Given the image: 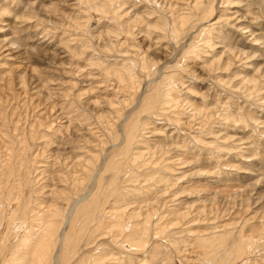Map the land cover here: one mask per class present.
I'll return each instance as SVG.
<instances>
[{
    "label": "rangeland",
    "instance_id": "374dc122",
    "mask_svg": "<svg viewBox=\"0 0 264 264\" xmlns=\"http://www.w3.org/2000/svg\"><path fill=\"white\" fill-rule=\"evenodd\" d=\"M4 194L54 264H264V0H0Z\"/></svg>",
    "mask_w": 264,
    "mask_h": 264
},
{
    "label": "bare ground",
    "instance_id": "6f19581e",
    "mask_svg": "<svg viewBox=\"0 0 264 264\" xmlns=\"http://www.w3.org/2000/svg\"><path fill=\"white\" fill-rule=\"evenodd\" d=\"M187 19L188 18L185 15L184 16L181 15L177 19V24H179V26L181 25V27L179 28L180 30H183V26L187 21ZM176 28H177L176 25L175 26L174 24L171 25L172 31L173 30L175 31ZM127 75L128 76L130 75L129 77L132 78V75L129 72H127ZM118 76L121 79V74H118ZM162 92L163 91H160V95L159 92H157L155 93L156 95L154 97H151L150 100H145L144 102L145 108L151 110L155 106V104H157L160 96L164 97L165 101L163 102H169L170 100H173L172 98H170V94L168 92H164V93ZM128 136L130 137L131 134L129 133ZM10 199L11 198L8 194H4L3 197H0V224L2 220L6 219L4 225V232L3 233L0 232V251L2 250V252H4L3 256H1L2 258L0 259V264H54L55 261L57 260L56 259L57 256L54 257V262H51V258H53L51 254L53 248L55 247V244L59 241V243H61V246L63 247V240L62 241L60 239L57 240V236H56L57 224L55 223V221L53 219H44L41 215L38 216V218H34L33 214L31 215L32 217H29L28 215H26L25 217V214L29 213V208H28L29 205L25 204L24 201L17 203L20 204L19 208L22 209L21 213H11L9 216H6L5 212L7 210L5 211V208L10 205V204L8 205ZM95 221L96 223H99L97 224V227L98 225L101 228L109 227L108 223L106 222V216L104 214H100L98 215V217H95ZM21 223L23 225H22V230L20 232H18L17 230L16 231L13 230V228H16V226L20 225ZM115 225H119L118 229L122 232L124 238L125 236H131V235L134 236L135 234H138L140 236V240H139L140 242L136 241V244L139 245V243H141L142 240L146 239L145 238L146 236L141 235V233L144 232V229L147 228V226L149 225V220H148V216L144 218L142 225L143 226L142 229L144 228L143 230L139 229L140 227H137L135 224L134 226L126 225V224L122 225L121 223H116ZM19 227L21 226H17V228ZM115 228H116L115 226H112V229L114 231ZM112 229L108 228L109 231ZM10 236H14V237L9 238ZM66 249L67 250L65 251V256L67 257L70 256L73 251H71L72 248L71 249L66 248ZM1 254L2 253H0V255Z\"/></svg>",
    "mask_w": 264,
    "mask_h": 264
}]
</instances>
